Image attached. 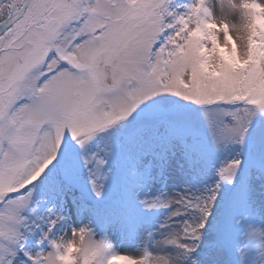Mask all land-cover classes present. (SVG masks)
Masks as SVG:
<instances>
[{"label": "snow or ice", "instance_id": "1", "mask_svg": "<svg viewBox=\"0 0 264 264\" xmlns=\"http://www.w3.org/2000/svg\"><path fill=\"white\" fill-rule=\"evenodd\" d=\"M225 7L234 23L217 17ZM178 9L0 0V264H216L253 214L264 0ZM173 159L202 186L156 188Z\"/></svg>", "mask_w": 264, "mask_h": 264}, {"label": "rangeland", "instance_id": "2", "mask_svg": "<svg viewBox=\"0 0 264 264\" xmlns=\"http://www.w3.org/2000/svg\"><path fill=\"white\" fill-rule=\"evenodd\" d=\"M184 7L191 2V0H175ZM218 3V0H216ZM219 9H217L218 14ZM223 155V154H222ZM147 163V160H145ZM212 169H208L209 178H211ZM167 181H158L156 183V188L166 187L169 192L182 190L187 184H193L194 186H202L199 181H194L190 176L184 175L179 169L177 159H173L166 173ZM109 181V185H111ZM251 203L253 208V214L245 218L242 223L235 227L234 235L231 242L232 249H235L236 264H247L246 253L247 251L251 254V260L248 264H264V246H261L260 241L255 238L247 237L246 233L251 231L249 225L252 227L264 230V177L253 176L251 181ZM231 189H225V197ZM70 208V203H69ZM70 223H77L74 213L69 211ZM167 214V209L152 210L146 213L150 218V223L152 227H155L157 223L164 218ZM87 222V220H85ZM67 229V225L60 228V231ZM214 232H208L204 236V241L207 242L209 239L215 238ZM113 243L117 250H135L132 245H130L125 239H122L119 232L112 230ZM216 264H235L232 263L226 253L224 252L220 257L217 258Z\"/></svg>", "mask_w": 264, "mask_h": 264}, {"label": "clouds", "instance_id": "3", "mask_svg": "<svg viewBox=\"0 0 264 264\" xmlns=\"http://www.w3.org/2000/svg\"><path fill=\"white\" fill-rule=\"evenodd\" d=\"M209 2L212 6H214V7L216 6V0H209ZM217 17L223 18V19H228L229 23H234V21L232 19V14L226 7L222 10L219 9Z\"/></svg>", "mask_w": 264, "mask_h": 264}, {"label": "trees", "instance_id": "4", "mask_svg": "<svg viewBox=\"0 0 264 264\" xmlns=\"http://www.w3.org/2000/svg\"><path fill=\"white\" fill-rule=\"evenodd\" d=\"M174 3H176L178 6L180 5L178 2H176L175 0H173ZM178 10H182L179 6V9Z\"/></svg>", "mask_w": 264, "mask_h": 264}]
</instances>
